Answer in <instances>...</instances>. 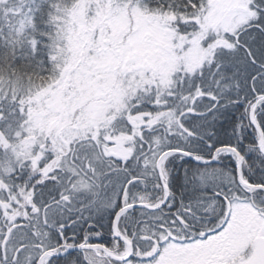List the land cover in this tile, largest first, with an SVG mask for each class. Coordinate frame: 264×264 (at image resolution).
<instances>
[{"label":"snow or ice","instance_id":"snow-or-ice-1","mask_svg":"<svg viewBox=\"0 0 264 264\" xmlns=\"http://www.w3.org/2000/svg\"><path fill=\"white\" fill-rule=\"evenodd\" d=\"M0 264H264V0H0Z\"/></svg>","mask_w":264,"mask_h":264}]
</instances>
